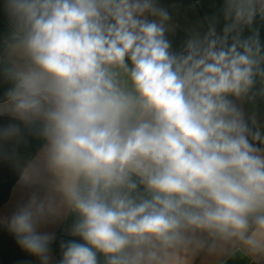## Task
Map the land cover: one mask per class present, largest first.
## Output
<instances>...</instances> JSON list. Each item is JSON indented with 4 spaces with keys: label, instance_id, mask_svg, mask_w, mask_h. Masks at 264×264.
<instances>
[{
    "label": "clouds",
    "instance_id": "obj_1",
    "mask_svg": "<svg viewBox=\"0 0 264 264\" xmlns=\"http://www.w3.org/2000/svg\"><path fill=\"white\" fill-rule=\"evenodd\" d=\"M221 11L176 50L160 0H0V158L39 143L0 226L36 264H264V0Z\"/></svg>",
    "mask_w": 264,
    "mask_h": 264
},
{
    "label": "crops",
    "instance_id": "obj_2",
    "mask_svg": "<svg viewBox=\"0 0 264 264\" xmlns=\"http://www.w3.org/2000/svg\"><path fill=\"white\" fill-rule=\"evenodd\" d=\"M160 4L172 16L170 23L173 30L169 34V39L172 40L173 48L176 50H179L192 35H203L211 23L216 24L218 32L224 25L221 11L223 0H160ZM254 27L259 29L260 43L264 45V21L258 19ZM6 30V24L0 21V36ZM243 35L247 37L250 31L246 28ZM262 87L264 85L258 82L256 99L245 102L243 107L247 115L251 116L255 113L257 124L264 129V94H260ZM5 122L0 121V123ZM38 147L39 143L29 137L28 144L19 147L18 156L15 159L0 158V216L7 217L15 204L24 198V190L19 184L21 167ZM71 222L72 217L65 216L62 223L64 227H67ZM58 234L63 235L59 230ZM22 261L36 264L35 258L24 253L7 229L0 226V264H17ZM195 264H247V259L241 253L211 257L201 255L196 258Z\"/></svg>",
    "mask_w": 264,
    "mask_h": 264
},
{
    "label": "built area",
    "instance_id": "obj_3",
    "mask_svg": "<svg viewBox=\"0 0 264 264\" xmlns=\"http://www.w3.org/2000/svg\"><path fill=\"white\" fill-rule=\"evenodd\" d=\"M60 236H62V235L58 234V238H59Z\"/></svg>",
    "mask_w": 264,
    "mask_h": 264
}]
</instances>
